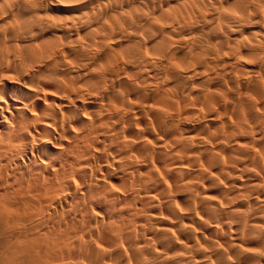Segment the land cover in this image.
I'll return each mask as SVG.
<instances>
[{
    "label": "clouds",
    "instance_id": "obj_1",
    "mask_svg": "<svg viewBox=\"0 0 264 264\" xmlns=\"http://www.w3.org/2000/svg\"><path fill=\"white\" fill-rule=\"evenodd\" d=\"M0 264H264V0H0Z\"/></svg>",
    "mask_w": 264,
    "mask_h": 264
}]
</instances>
